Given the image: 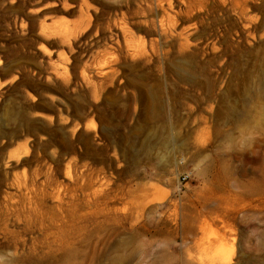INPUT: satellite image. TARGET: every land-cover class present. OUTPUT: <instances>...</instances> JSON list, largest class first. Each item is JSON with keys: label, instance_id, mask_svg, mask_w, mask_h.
I'll return each mask as SVG.
<instances>
[{"label": "rangeland", "instance_id": "1", "mask_svg": "<svg viewBox=\"0 0 264 264\" xmlns=\"http://www.w3.org/2000/svg\"><path fill=\"white\" fill-rule=\"evenodd\" d=\"M262 89L264 0H0V264H264Z\"/></svg>", "mask_w": 264, "mask_h": 264}, {"label": "trees", "instance_id": "2", "mask_svg": "<svg viewBox=\"0 0 264 264\" xmlns=\"http://www.w3.org/2000/svg\"><path fill=\"white\" fill-rule=\"evenodd\" d=\"M73 144H75V145H76L77 143H76L75 141H73Z\"/></svg>", "mask_w": 264, "mask_h": 264}, {"label": "bare ground", "instance_id": "3", "mask_svg": "<svg viewBox=\"0 0 264 264\" xmlns=\"http://www.w3.org/2000/svg\"><path fill=\"white\" fill-rule=\"evenodd\" d=\"M262 91H264V89H262Z\"/></svg>", "mask_w": 264, "mask_h": 264}]
</instances>
